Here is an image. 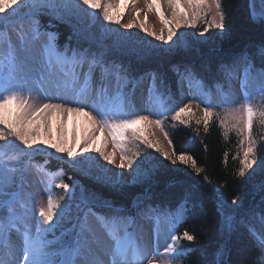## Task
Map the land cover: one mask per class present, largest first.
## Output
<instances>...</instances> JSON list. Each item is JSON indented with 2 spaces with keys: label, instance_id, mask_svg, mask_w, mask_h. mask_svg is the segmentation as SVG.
<instances>
[{
  "label": "snow or ice",
  "instance_id": "obj_1",
  "mask_svg": "<svg viewBox=\"0 0 264 264\" xmlns=\"http://www.w3.org/2000/svg\"><path fill=\"white\" fill-rule=\"evenodd\" d=\"M144 3L145 14L154 10L167 27V36H165L163 29L158 34L155 30L146 27L144 22L140 23V29L157 40L172 41L182 26L195 28L201 22L203 24L201 36L212 28L221 30V34L225 30L226 17L222 0H144ZM118 4L119 0H117ZM260 4L261 8L257 9L255 0H252L250 17L253 21L260 20L264 23V0H260ZM130 5L135 7L136 0H123L125 11ZM164 5L172 9L171 19L165 16ZM82 6H87V9L91 10L89 15L93 21L99 10L103 21L108 25H120L125 15V11H114L116 6L112 0H0V14L11 13V16L19 17L21 21L25 19L29 21L28 30L17 33L20 45L23 47L29 42L40 44L39 61L25 72V66L19 60L11 39L5 38V34L0 33V248L4 251V258H0V264H21V261L22 264H180L190 252L204 248L203 245L190 247L181 243V240L189 242L196 240L188 230L179 233L180 227L187 222L186 201H182L176 211L164 214L168 237L163 246L164 251L161 253L159 246L154 247L142 234H138L133 217L123 214L127 212L126 209H115L105 202L104 207L108 209V214H101L93 210L96 207L95 203L87 200L74 204L75 185L70 186L63 179L59 184H55V179L63 174V169L53 173L45 167L47 161L45 164L33 165L31 159L41 153L53 155L51 150L73 158L77 156L79 149L80 153L94 150L105 161L115 164V152L109 153L105 147H93L96 132L107 130L113 143L120 149V167L131 168L135 163L134 158L139 157L140 152H133L130 156L128 154L130 150L121 142L125 134L130 132L134 139H142L145 145L161 152L172 164L191 166L199 175L204 169L198 165L193 156L184 151L177 152L167 132L164 135L172 147L171 153L159 143H153L149 138L140 136L138 129L134 127L141 122L149 121L164 131L163 119L166 118L164 112L170 111L172 120L185 126H190L195 118V124L197 126L202 124L205 132L209 130L210 122L214 118L218 119L225 137L232 132L237 137V153L233 159L239 158L240 149H243L236 174L239 177L246 175L252 177L256 168L264 170V159L258 158V141L254 135L255 126L264 128V68L257 72L256 77L252 76L251 54L247 49L234 57L231 65L221 63L219 71L231 81L236 66L243 62V73L239 79L241 96H235L231 87L225 91L218 83L215 101L211 90L203 80L198 79L191 69L186 68L185 78L189 79L190 84L195 83L199 89L194 93V99H199L206 105L202 110L203 115L196 118L193 100H189L188 103H183L182 100L173 103L163 101L162 95H157L156 100L161 111L152 114L161 118L150 121L149 116L124 111L120 82L127 78L126 70L114 64H107L102 56L90 54L87 50L73 49L69 54L68 48L65 47L60 51L56 45V34L41 31L38 17L45 10L54 14L78 13L85 10ZM141 11L144 10L136 8L134 19L123 27L133 28ZM228 11H231L230 5ZM21 29H23L22 23ZM5 45L7 54H4ZM258 54L264 64V44L258 46ZM30 72H35L34 78H29ZM97 72H99V86L93 88L97 83ZM155 79L153 74L154 83ZM111 80L116 81L115 95L110 94L109 91ZM34 86L45 96L47 102L32 103L30 98L24 95L26 90L31 91ZM240 99L243 100L242 103H239ZM257 99L261 103H255ZM52 100L63 102L52 103ZM73 104L77 106H70ZM221 105H228L223 109V116L215 111ZM196 107L199 108V104ZM88 108L92 111H87ZM51 110L85 118L79 139L74 135L71 141L63 136H57L54 141L39 140L33 134L37 120ZM8 149H11L13 154L5 159ZM228 155L225 152V162ZM22 158H27L28 166L35 168L36 174L43 177L40 182L44 184L42 190L47 194L46 206L42 203L38 205L32 197L25 198L23 174L27 169L23 165ZM59 158L64 159L63 156ZM10 161H16L19 167H9ZM17 173L20 175L17 176ZM204 180L206 184L211 183L207 175L204 176ZM53 188L62 190L66 196L56 198ZM259 190L264 192V180L259 182ZM241 201L242 197L234 198L231 204L238 207ZM218 202L221 208L226 203L222 197H218ZM137 207L139 208V205ZM138 214L153 220L154 231L159 234L161 214L156 209L145 207ZM72 216H75L76 224L70 230L64 229L63 235L57 238V226ZM93 220L109 241L106 262L100 259L94 247L99 246L100 238L97 229L93 226ZM251 220H256L255 211L251 213ZM233 221L234 217L231 214H224L226 238L217 246L210 259L207 258V253L201 252L204 264H227L224 256L229 251V241L235 230ZM259 223V228L255 223H247V231L255 241L256 252L246 264H264V206L260 210Z\"/></svg>",
  "mask_w": 264,
  "mask_h": 264
},
{
  "label": "trees",
  "instance_id": "obj_2",
  "mask_svg": "<svg viewBox=\"0 0 264 264\" xmlns=\"http://www.w3.org/2000/svg\"><path fill=\"white\" fill-rule=\"evenodd\" d=\"M222 3L226 17L223 34L215 31L211 35L212 31L209 30L207 34L210 33V36L207 37L205 33V39L197 37L190 41V38H187L189 43L186 47L167 49L137 46L120 52L115 47L109 46L110 37L113 36L102 37L93 30V26H90L88 21L75 13L54 14L45 10L38 18L41 31L56 34V45L60 51L67 47L69 54L76 49L102 56L107 64L117 65L127 71V78L124 79V84L127 86L134 82L141 83L142 79L147 77L150 87L158 95H162L163 101L176 103L182 100L183 103H188L189 100H193V110L198 118L203 115L202 110L206 105L199 99H194V95L189 92L184 96L185 89L190 87L189 79L184 76L186 68L191 69L198 79H202L208 89L216 88L219 83L224 90H227L230 82H235V77L243 68V62L236 66L231 81L219 71L220 64L231 65L234 57L245 49L251 54L252 73L264 68L258 54V46L264 44V23L251 19L250 0H222ZM229 5L231 11H228ZM10 14H2L5 17L0 22V30H4L10 24L21 22L19 17ZM100 14L97 12L95 23L100 22ZM117 26L119 28L114 34L121 32V25ZM197 29L201 33L203 25L197 26ZM101 43L108 45L106 48L103 47L104 51L99 48L101 45L104 46ZM153 74L156 77L155 83ZM197 104L199 108L196 107ZM215 111L223 116V107L216 108ZM164 117H166L163 119L164 132L168 133L175 150L193 156L204 172L198 175L191 166L172 164L155 149L149 152L147 160L144 161L143 167L148 170L147 176L127 183L102 179L88 170L79 158H69L54 151H52L53 155L43 153L34 155L31 164H45L47 161L45 167L53 173L63 169V174L57 177V182L59 184L63 179L70 186L75 185L74 204L87 200L95 203L96 207L93 210L101 214H108V209L104 207L105 202L115 209H126L127 212L123 214L133 217L136 231L141 227L136 223L138 218H145L138 213L145 207H158L162 211L166 207H176L180 202L186 201L187 222L180 227L179 233L188 230L196 240L193 242L181 240V243L190 247L203 245L204 248L190 252L180 264H204L201 259L202 251L207 253V258L210 259L217 246L226 238L224 214H231L234 217L235 230L231 234L229 251L224 256V260L227 264H246L256 252L255 241L247 231V223L252 222L257 228L260 227L259 214L264 206L262 205L264 192L259 190V182L264 180V170L260 169L261 174H254L252 177L247 175L239 177L236 174L240 166L239 158H242L240 153L239 158L233 159L237 153V137L234 132L225 137L218 119L214 118L210 122L209 130L205 132L202 124L199 126L195 124V118L190 126H185L172 120L170 111L164 112ZM254 135L258 141V158L264 159V143L261 142L264 141V128L255 126ZM225 152L229 154L226 162ZM12 154L8 149L5 159ZM61 156L64 157L63 160L59 158ZM22 159L24 167L27 168L29 161L27 158ZM205 175L210 180V184L205 183ZM63 196L66 194L64 193ZM218 197L226 201L223 208L220 207ZM240 197H242L240 202L242 209L236 210L231 202L234 198ZM253 211L256 213L254 221L251 220ZM150 223V227L147 226ZM75 224V216L67 219L60 229L61 235L64 229L70 230ZM148 224H143L145 229V231L141 229L143 233L154 228L151 219ZM57 227L59 228V225ZM106 239L108 241L107 237ZM168 242L170 243V240Z\"/></svg>",
  "mask_w": 264,
  "mask_h": 264
},
{
  "label": "rangeland",
  "instance_id": "obj_3",
  "mask_svg": "<svg viewBox=\"0 0 264 264\" xmlns=\"http://www.w3.org/2000/svg\"><path fill=\"white\" fill-rule=\"evenodd\" d=\"M112 3L114 6V11L120 12L125 11L123 6V0H119V4L117 5V0H112ZM252 0H250V7H251ZM84 11H80L78 13H75L80 18L88 21L90 26H93V30L97 33H99L102 37L106 36H113L110 37V44L109 46L115 47L118 51L123 50H129L131 48L140 46L141 48H175V47H186L188 42L187 38L196 39L197 37L205 39L206 36L200 35V31H198L197 27L192 28L188 25L182 26L177 31V36L173 37L172 41H160L152 37L151 35L145 34L139 27L141 22H144L146 27H148L150 30H155L158 34L160 33L161 29L164 30L165 36H167V27L162 23V21L159 19L157 13L153 10L152 12L146 13V5L144 3V0H136V6L132 7L131 5L128 7V9L125 11V15L122 18L121 25V32L115 33L114 31H117L119 28L117 25L112 24L108 25L106 21H103L102 13L100 14L99 10L97 12L100 14V22L95 23V21H92V17L89 15L90 9H87V6H82ZM255 7L257 9L261 8L260 0H255ZM136 8H140L144 11H141L140 17L138 20L135 21V26L131 29H126L123 27L124 24L128 23L129 21H132L134 19V13ZM163 11L165 16H167L169 19H171L172 9L168 8L167 5L163 6ZM11 15V14H10ZM2 16V14H0ZM5 16H2V19L4 20ZM210 18V17H209ZM260 21V20H257ZM21 23L23 24V29H21ZM19 22L18 24H10L8 28L4 30H0V33L5 34V38H10L13 45L15 46L17 50V56L21 62H23L25 66V72H28V69L30 67H33L38 61H39V50H40V44L37 43H26L23 45V47L19 43L18 35L17 33L21 30L27 31L29 28V21L23 20ZM107 23V24H106ZM106 24V25H104ZM200 25H203L202 22ZM102 26V27H101ZM212 31L211 35L214 34V32H221V30L212 28L210 29ZM207 34V33H206ZM210 36V33L207 34V37ZM178 37V38H177ZM112 43V44H111ZM101 45L99 48H101L104 51V48L108 46L106 43ZM104 47V48H103ZM112 47V48H113ZM4 54H7V46L5 45V51ZM243 73V71H242ZM241 73V75H242ZM97 77V83L93 85V88L98 87V77L99 72L96 73ZM256 74H253V77H256ZM35 72L28 73L29 78L35 77ZM240 79V78H239ZM239 79L237 80V83L239 84ZM240 85V84H239ZM229 87L234 92V95L237 97L241 96V89L240 86H237L235 83L231 84ZM253 87H255V82H253ZM229 89V88H228ZM117 90L116 81L111 80L110 81V87L109 91L110 94L115 95ZM199 91L197 85L195 83L192 84L191 93L194 95V93H197ZM226 91V90H225ZM212 92V91H211ZM184 93V96H187ZM25 96H28L30 98V102L32 103H44L47 102L45 99V96L39 91L37 87H33L31 91H25ZM213 99H216V88L214 89V92H212ZM157 94L154 90L149 88L146 84V82L143 83V85H137L133 86L132 88L126 90L125 92L121 91V99L124 104V111L128 113H135L137 115H145L149 116L150 121H155L156 119H159L161 117L157 115H153L152 113L155 111H161V109L158 107V103L156 100ZM52 103H62L61 100H52ZM189 102V101H188ZM243 100L240 99L239 103H242ZM255 103L259 104L261 101L259 99L255 100ZM72 107H76L77 105L73 104L70 105ZM221 107L226 108L228 105H221ZM87 111H92L91 108L86 109ZM95 115V113H93ZM120 118H130V117H120ZM84 117H81L79 115L75 114H67V113H61L60 111L51 110L47 112L45 115L41 116L36 124L34 125V131L33 134L39 139H48L54 141L57 136H63L66 137L68 141H71L73 136L77 139H79L81 131L84 128ZM136 129H138V134L142 137L149 138L153 143H159L161 147L168 150L171 153V146L168 143V139L165 138L164 131L161 130L160 127H157L154 123H150L149 121L141 122L138 125L134 126ZM163 124V129H164ZM128 136V137H127ZM122 143H124L125 148L129 149V155L131 156L133 152H140L139 157H135V163L131 168L129 167H120V149L116 147V145L113 143L112 137L109 134L107 130H104L103 132L97 131L94 137V144L93 147H105L106 151L109 153L115 152V164H110L107 161L103 159L99 155V153L93 151L87 152V153H80L79 149H77V156L73 158H79L84 165L88 168V170L92 171L97 176H100L102 179L107 180H113L118 183H127V182H133L137 179H142L145 176H147L148 170H146L143 165L145 164V160H147V156H149V152L153 148H149L147 145L144 144L143 140H136L132 137L131 133H126L125 136L122 138ZM19 142H16L18 144ZM244 147H247V144L245 143ZM11 151V149H10ZM54 151L55 150H51ZM243 149H241V157H242ZM60 154V153H59ZM66 155V154H65ZM9 167H19V165L15 162L9 163ZM27 171L23 174V187H24V195L25 198L28 199L29 197H32L35 199L37 204L39 205L42 203L44 206L47 205V194L42 190L44 188V184H42L40 181L43 179L41 175H37L35 168L27 167ZM256 175L261 174L260 168L255 169ZM20 174L17 173V176ZM58 178L55 179V184H58ZM53 194L56 198H59L64 195L62 190L53 189ZM29 204H31V200H29ZM236 210H241L242 205L240 206H234ZM178 209V207H177ZM177 209H171L166 208L164 214L171 213L176 211ZM238 212V211H237ZM149 222V218L145 217L142 220L141 229H144L143 224ZM161 221L160 223H162ZM165 222V221H164ZM153 223V220H152ZM151 223L147 226L150 227ZM153 225V224H152ZM63 226V224L59 225L58 231L56 233L57 238L61 237L60 229ZM93 226L97 229V235L100 238V244L99 246H94L96 248V251L100 255V259L103 261L108 260V256L106 255V252L108 251V245L109 242L106 239V235L104 234L103 230L99 228V225L95 223L93 220ZM145 231V229H144ZM153 233L156 232L153 230H150L148 232H144L140 230L138 231V234H142L144 238L149 240L151 244L156 247L159 246L161 253L164 251V245L163 242H166V238L161 239V241H156L155 237H152ZM163 234L168 236L167 228L163 231ZM150 235V236H149ZM164 236V237H166ZM52 237L50 236L49 239ZM13 239H15V235H13ZM0 258H4V251L2 248H0ZM22 264V261H21Z\"/></svg>",
  "mask_w": 264,
  "mask_h": 264
},
{
  "label": "bare ground",
  "instance_id": "obj_4",
  "mask_svg": "<svg viewBox=\"0 0 264 264\" xmlns=\"http://www.w3.org/2000/svg\"><path fill=\"white\" fill-rule=\"evenodd\" d=\"M180 204H181V202L179 204H177L176 208L179 207Z\"/></svg>",
  "mask_w": 264,
  "mask_h": 264
}]
</instances>
